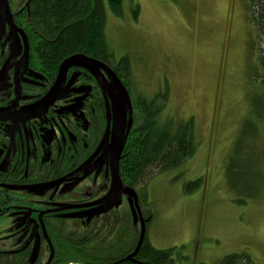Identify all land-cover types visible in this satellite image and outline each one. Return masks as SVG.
<instances>
[{"label":"flooded vegetation","instance_id":"flooded-vegetation-1","mask_svg":"<svg viewBox=\"0 0 264 264\" xmlns=\"http://www.w3.org/2000/svg\"><path fill=\"white\" fill-rule=\"evenodd\" d=\"M41 2L0 0V264L120 256L147 228L135 222L133 187L121 177L124 150L117 156L146 107L124 57L106 41L70 51L65 27L43 20ZM104 10L105 38L106 10L114 14ZM76 56L92 63L63 72Z\"/></svg>","mask_w":264,"mask_h":264},{"label":"rangeland","instance_id":"rangeland-1","mask_svg":"<svg viewBox=\"0 0 264 264\" xmlns=\"http://www.w3.org/2000/svg\"><path fill=\"white\" fill-rule=\"evenodd\" d=\"M248 3L125 0L122 17L106 10L105 41L128 58L135 101L162 108L161 126L194 121V156L135 189L143 233L155 249L174 250L172 264L232 255L264 264V120L260 143L247 141L264 113V33Z\"/></svg>","mask_w":264,"mask_h":264},{"label":"trees","instance_id":"trees-1","mask_svg":"<svg viewBox=\"0 0 264 264\" xmlns=\"http://www.w3.org/2000/svg\"><path fill=\"white\" fill-rule=\"evenodd\" d=\"M125 0H42L39 10L43 12L44 21L60 29L64 28L62 42L70 45V51L80 44L99 45L104 47V6L116 17H122ZM249 21L258 33H264V0H249ZM136 17V16H135ZM53 24V23H52ZM124 66L129 72L130 63L127 57L123 59ZM264 67V62H262ZM264 85V81H260ZM263 88V87H262ZM146 107L143 118L139 116L136 128L124 146L123 159L120 163V173L123 180L133 189H137L150 179L153 170L166 173L177 169L192 158L196 152L194 121L181 122L176 129L170 123L165 126L159 124V114L162 108L154 102L138 104V108ZM261 109V108H260ZM256 112V111H255ZM254 112V113H255ZM257 113V112H256ZM263 114L257 113L255 124L247 134V141L256 146L260 143L258 130L263 125ZM262 139V138H261ZM259 142V143H258ZM259 150V149H256ZM201 186V181L192 182L188 190ZM144 196V193L141 194ZM149 217L146 222H149ZM133 249L123 255L115 257L87 254L83 257L86 264H172L174 250H157L147 239V233L139 238L133 237ZM139 241V242H138ZM93 253V252H92ZM221 264H253L247 255H232Z\"/></svg>","mask_w":264,"mask_h":264},{"label":"water","instance_id":"water-1","mask_svg":"<svg viewBox=\"0 0 264 264\" xmlns=\"http://www.w3.org/2000/svg\"><path fill=\"white\" fill-rule=\"evenodd\" d=\"M90 63H92L91 60H89V59H87V58H85L83 56H76V57H73L70 60H68L63 65L62 70H63V72H65L67 68H69L72 65H76V64H79V65H82V66H85V67H89ZM125 141H126V137H123L119 141L118 154H117L118 162H119V157L121 156V154H122V152L124 150V146H125V143H126ZM117 180H118V183H119V185H118L119 190L123 191V193H127L126 190H123V185H122V182L120 180L119 173L117 174ZM128 193H129L130 196H133V198H134V210L133 211H134L135 218L140 217L142 219V217L140 215V210H139V207H138L139 198H138V196L136 194V191L134 189H132V188H129L128 189ZM143 236H144V233H142V237Z\"/></svg>","mask_w":264,"mask_h":264}]
</instances>
